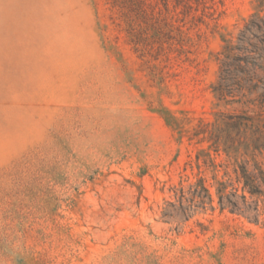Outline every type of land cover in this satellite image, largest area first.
Masks as SVG:
<instances>
[{
	"label": "rangeland",
	"instance_id": "1",
	"mask_svg": "<svg viewBox=\"0 0 264 264\" xmlns=\"http://www.w3.org/2000/svg\"><path fill=\"white\" fill-rule=\"evenodd\" d=\"M254 15L264 0H0V264H264V196L257 221L220 210L234 175L208 139L257 111L213 93ZM199 181L212 203L184 217Z\"/></svg>",
	"mask_w": 264,
	"mask_h": 264
},
{
	"label": "trees",
	"instance_id": "2",
	"mask_svg": "<svg viewBox=\"0 0 264 264\" xmlns=\"http://www.w3.org/2000/svg\"><path fill=\"white\" fill-rule=\"evenodd\" d=\"M184 7L190 8L187 3ZM223 50L219 80L213 88L216 99L224 105H251L257 111L216 116L208 139L214 152L225 156L234 178L218 182L215 194L220 210L257 221V216L252 215L256 202L248 203L246 195L250 198L264 196V17L254 15L240 33L238 44L228 43ZM228 187L230 192H227ZM188 194L189 198H185L180 191L179 208L184 217H188L186 211L189 209L204 208L212 203L201 181L191 187ZM184 200L188 202L186 207H182ZM173 215L169 211L163 213L164 218Z\"/></svg>",
	"mask_w": 264,
	"mask_h": 264
}]
</instances>
